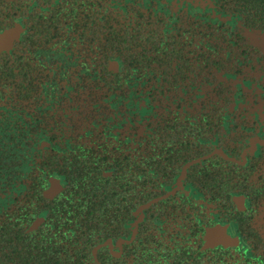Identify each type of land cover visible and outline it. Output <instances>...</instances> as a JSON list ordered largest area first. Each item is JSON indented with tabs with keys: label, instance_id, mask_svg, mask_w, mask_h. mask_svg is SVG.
Returning <instances> with one entry per match:
<instances>
[{
	"label": "flooded vegetation",
	"instance_id": "flooded-vegetation-1",
	"mask_svg": "<svg viewBox=\"0 0 264 264\" xmlns=\"http://www.w3.org/2000/svg\"><path fill=\"white\" fill-rule=\"evenodd\" d=\"M0 264H264V0H0Z\"/></svg>",
	"mask_w": 264,
	"mask_h": 264
},
{
	"label": "water",
	"instance_id": "water-1",
	"mask_svg": "<svg viewBox=\"0 0 264 264\" xmlns=\"http://www.w3.org/2000/svg\"><path fill=\"white\" fill-rule=\"evenodd\" d=\"M21 34V28L19 25L6 30L4 33H0V41H3L5 44H11L12 39L17 38Z\"/></svg>",
	"mask_w": 264,
	"mask_h": 264
}]
</instances>
